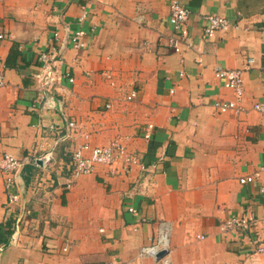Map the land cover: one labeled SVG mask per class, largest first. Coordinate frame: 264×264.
<instances>
[{"label": "crops", "instance_id": "0c3cea01", "mask_svg": "<svg viewBox=\"0 0 264 264\" xmlns=\"http://www.w3.org/2000/svg\"><path fill=\"white\" fill-rule=\"evenodd\" d=\"M182 3L184 36L169 0H0V160L24 163L19 205L0 174V264H264V0ZM211 14L230 28L207 39ZM77 31L83 49L67 39ZM42 53L57 81L45 99L32 78ZM218 69L241 71L242 113L213 109L234 97ZM114 139L138 164L96 165L68 189L73 151ZM246 215L253 232L220 234ZM160 231L166 254L141 255Z\"/></svg>", "mask_w": 264, "mask_h": 264}, {"label": "built area", "instance_id": "2783aa9c", "mask_svg": "<svg viewBox=\"0 0 264 264\" xmlns=\"http://www.w3.org/2000/svg\"><path fill=\"white\" fill-rule=\"evenodd\" d=\"M3 1V0H1ZM170 1V16L169 24L172 30L176 34L185 35L184 24L188 18V10L183 5L182 0H169ZM206 26L204 28V36L207 39H211L217 33L226 31L230 28L229 21L221 16L211 14L205 18ZM83 31H77L67 39L70 41L75 49H83L85 47L82 37ZM3 35L0 34V40L3 39ZM173 44L174 41L170 40ZM54 55H48L42 53L39 56L40 68L33 74L38 93L41 98H47L48 94L53 90L56 85L55 71L53 67ZM251 63V61L249 62ZM215 77L220 81L223 88L231 90L233 92V99L228 101H216L213 104V109L217 113L233 112L234 114L242 113L243 109L240 107V103L243 98V80L242 73L239 70L218 69L215 72ZM70 82L72 80L70 79ZM5 86L4 77V63L0 57V89ZM135 98V92H131L128 100ZM254 110L264 112V104H255ZM69 128H77L76 123L73 121L68 123ZM54 129L53 126L50 127ZM152 126L147 127V131L144 135L145 139L150 138V130ZM55 147L53 146L42 158L41 162L44 166H47L50 161L54 159ZM121 163V172L127 173L130 167L137 165V159L129 153L124 141L114 139L110 141L106 146L94 147L87 143L78 146L72 155V170L70 173V179L66 186L69 189L72 185V181L77 177L92 174L96 165H105L107 167L114 166L115 163ZM24 163L22 160L16 158L11 154H4L0 160V174L4 179V188L6 192V201L9 206L19 205L21 201L19 193L18 178L22 172ZM117 170L111 169L110 174L115 175ZM259 176L258 173L244 177L239 180L240 184L253 183ZM264 191V190H263ZM129 212H134L132 208ZM257 220L252 215L230 217L224 220L219 226V232L221 235H226L233 231H241L245 233H251L257 227ZM203 239V237H198ZM167 248V232L160 231L159 236L155 244L148 245L141 250V255L154 256L157 252L163 251ZM66 251V249H64ZM256 251L258 253H264V244L259 243ZM106 264H117L115 260L109 261Z\"/></svg>", "mask_w": 264, "mask_h": 264}, {"label": "water", "instance_id": "95a60500", "mask_svg": "<svg viewBox=\"0 0 264 264\" xmlns=\"http://www.w3.org/2000/svg\"><path fill=\"white\" fill-rule=\"evenodd\" d=\"M18 181H19V178H18ZM165 254H166V251H165V250L160 251V252L157 254V258H159V257H163Z\"/></svg>", "mask_w": 264, "mask_h": 264}]
</instances>
